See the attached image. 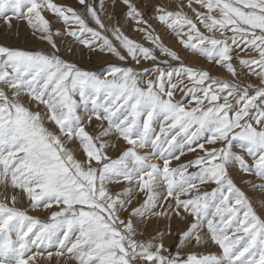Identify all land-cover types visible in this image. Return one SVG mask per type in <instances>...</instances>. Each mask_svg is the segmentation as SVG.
Wrapping results in <instances>:
<instances>
[{
	"label": "snow or ice",
	"instance_id": "6c2138e0",
	"mask_svg": "<svg viewBox=\"0 0 264 264\" xmlns=\"http://www.w3.org/2000/svg\"><path fill=\"white\" fill-rule=\"evenodd\" d=\"M121 3L126 7L125 19L134 22L150 46L127 36L118 21L109 28L87 0L79 4L98 29L88 26L84 14L53 0H0V20L5 25L11 28L14 19L25 21L55 50L46 54L0 45V84L4 85L0 88V186L4 188L0 264H35L42 250L51 259L52 248L56 257L75 264H264V221L228 174V167L236 164L262 181L252 184L254 189H264V0H178L177 10L153 6V18L175 33L184 49L222 66L231 80L184 63L140 7L132 0ZM185 6L194 18L183 11ZM44 10L78 28L54 33ZM54 35L72 37L84 48L97 46L120 61H152L156 75L141 80V73L132 67L115 65L102 76L84 71L57 54ZM235 49L251 53L236 60L258 84L240 80L242 71L233 63ZM76 94L79 102L73 98ZM161 116L170 123L153 138L151 123ZM93 118L100 122L94 133L86 130ZM46 121L57 131L49 129ZM175 129L179 131L168 139ZM113 136L127 145L116 159L107 154L110 146L115 147ZM193 143L204 155L170 167L172 159H180L175 155L177 147L183 155L185 149L195 151ZM218 143L219 148H205ZM234 146L240 152L233 151ZM145 148L151 151H138ZM153 158L161 160L162 167ZM193 165L199 171L187 173ZM193 181L214 182L217 187L182 199L197 190ZM121 182L126 186L114 193L110 185ZM20 193L33 210L55 207L51 222L42 223L17 207ZM137 193L145 199L131 207ZM217 193L222 200L213 216L220 219H208L207 230L222 254L190 252L185 258L180 245L204 241L199 229L207 218L208 201ZM123 213L128 215L122 218ZM182 213L193 221L180 232L175 254L162 240L137 239L152 219L182 217ZM237 222L233 235H226Z\"/></svg>",
	"mask_w": 264,
	"mask_h": 264
},
{
	"label": "rangeland",
	"instance_id": "374dc122",
	"mask_svg": "<svg viewBox=\"0 0 264 264\" xmlns=\"http://www.w3.org/2000/svg\"><path fill=\"white\" fill-rule=\"evenodd\" d=\"M88 3L94 4L96 7L97 12L104 20L106 25L111 28L116 26L117 21L119 22V27L121 30L130 38L135 39L136 41L144 44L145 46H150L148 41H146L143 37V34L135 30L134 22L125 19L126 7L121 3V0H87ZM141 10L145 13V18L149 20V23L152 27L156 30L162 39L163 42L176 50L184 63L194 66L196 68L205 69L207 70L212 76L228 79L231 80L232 77L226 72V70L219 65H216L214 62H209L207 58L201 57L199 55L193 54L191 51H188L183 48V46L179 43L177 36L175 33L170 31L165 25L161 24L158 20L153 18V6L156 4H162L167 7L169 10H177V2L178 0H132ZM53 3L65 6V7H72L77 12L84 14L85 19L88 23L89 27L97 28L98 26L95 22L88 16L85 12V9L82 5L79 4V0H53ZM195 6V5H194ZM200 11H204V9H199ZM183 11L194 18V14L185 6ZM45 18L50 22V27L52 28L53 32L59 29L63 32V29L66 27L78 28V25L75 23H70L69 25H65L62 20H60L54 13L44 10L42 13ZM109 18H111V23H109ZM12 27L9 28L7 25L4 24L2 20H0V45H6L13 48H19L22 50L27 51H36L40 50L45 52L46 54H51L55 50L51 48V46L41 39H39L40 33H35L34 30L28 26L25 21L22 20H13ZM200 31L205 32L202 26L198 24ZM184 31L186 32L187 29L185 28ZM205 34H208L205 32ZM109 38L112 39L111 33H108ZM219 36V33L216 34ZM226 35H231V33H226ZM88 38V37H85ZM186 38V37H185ZM54 39L56 40L57 47L59 48V52L57 53L63 59L67 60L70 63L75 64L77 67L84 71L94 72L98 76H102L111 66H120V67H132L135 71L141 73L140 79L147 80L152 79L156 73L152 71L153 62L152 61H145L141 60L139 64H136L134 61L129 58L127 61H120L115 56L107 53V52H100L97 46H94L92 49L84 48L80 45L74 38L69 37L67 35H60L55 36ZM69 48L72 49L69 52ZM251 53H245L239 51V49H235L232 53L234 59L233 63L237 65L238 71H242L240 76V80L245 83L251 84H258L259 81L247 74V69L241 70L238 65V61L236 57L238 56H246L250 55ZM157 56L159 57L160 54L157 52ZM161 59H163L161 57ZM173 66H178V62L169 61ZM147 72L145 73V70ZM143 86V85H141ZM186 86H190L187 85ZM0 88H4V85L0 84ZM75 100L79 102V95L76 94L73 97ZM181 98V94L179 92L176 93L175 99L179 100ZM27 99L26 97L24 98ZM190 99V97H189ZM187 106V101H185ZM30 107L35 108V105H30ZM91 104L89 103V108ZM40 111L43 112V106H40ZM46 126L54 131H57L55 125L49 122H45ZM100 122L96 121L93 118L92 124L90 127L86 126V130L89 132H96L98 131V125ZM105 126L107 122H104ZM170 122L164 121L163 117L154 118L151 127L153 130V138L155 134L160 133L161 127L167 126ZM179 129H175L168 134V139H171L173 135ZM183 135V134H181ZM179 140L180 137H177ZM117 141V142H116ZM183 142V141H181ZM203 143V140L199 141ZM111 143L115 145V147H109L107 149V154L112 158L116 159L120 155V153L127 147L126 143L115 136L112 137ZM116 145H118L116 147ZM221 144L209 145L205 144V148L211 147H221ZM193 148L195 151L189 152L185 149L184 154H180V150L177 147L175 150V155L180 156L179 160L172 159L170 163V167H178L180 165L189 164V162L196 160L198 157L203 156L204 152L199 148H196V144L193 143ZM121 148V149H120ZM235 152H240L238 147H233L232 149ZM141 153L145 151H151L150 148L145 149H138ZM80 154V155H79ZM79 158H82V153H77ZM245 160L251 163V158L245 155ZM158 163L162 167V161L153 158V161ZM199 171V166H189L186 169L187 173H194ZM228 174L236 186L245 193L246 197L248 198L249 202L251 203L253 210L255 211L256 215L260 217L262 221H264V189L260 188H253L252 184H259L262 183L254 174H245L244 172L239 170L238 165L232 164L228 167ZM247 181V182H245ZM193 183L197 184V190L189 193L187 197H181L182 199L192 198L196 195H202L205 192L211 193L217 185L214 182H207L204 184H199L198 181H193ZM126 186L123 182L121 183H113L110 185V189L115 192H120L122 187ZM161 190L166 191V188L163 184H161ZM4 192L3 186H0V194ZM227 194V193H226ZM0 199H3V196L0 195ZM145 196L143 193H137L136 199L133 201V205L131 207L138 206L140 203L143 202ZM222 197H219V193H217V197H212L208 201V208L206 209L207 218L202 222V226L199 229L201 232L204 241L199 244H184L180 245V238L179 234L181 231L186 230L188 224L193 221V217L189 214H183L182 217H175L172 216L171 219L161 217V218H154L150 221L146 228L140 229L143 232V235H138L137 239L143 240H153L154 243L163 241L165 247L169 250V253L175 254L178 250L177 245H180L179 250L181 254L186 258L188 253H195L197 255H221L222 250L219 248L218 245L214 244L210 239V233L207 230V220L214 219L219 221L220 217H214L213 214L216 211V207L221 204ZM26 203V204H25ZM172 205L174 206V200L172 201ZM17 207L27 210V214L39 219L42 223H50L49 217L51 215V211L57 210L55 207L51 211L45 210L42 207L39 209H31L29 207V202L27 197L20 193L18 195ZM24 206V207H23ZM130 211V208H129ZM182 211V210H181ZM128 213H123L122 218L127 216ZM240 218L243 219V212L239 213ZM239 227L238 222L233 223L225 233L226 235L232 236L235 232V229ZM240 234V233H237ZM14 238V237H13ZM53 252V256L51 259L48 258L47 250H42L39 255L35 257V264H75L74 261H70L67 257L59 258L56 257L55 252L56 249H50ZM33 252L36 251L35 248L32 249ZM168 253H165L167 255ZM31 255V252L29 253Z\"/></svg>",
	"mask_w": 264,
	"mask_h": 264
},
{
	"label": "bare ground",
	"instance_id": "6f19581e",
	"mask_svg": "<svg viewBox=\"0 0 264 264\" xmlns=\"http://www.w3.org/2000/svg\"><path fill=\"white\" fill-rule=\"evenodd\" d=\"M117 142V141H116ZM118 145H116V147H117ZM121 149V148H120ZM80 155V154H79ZM26 204V203H25ZM24 207V206H23Z\"/></svg>",
	"mask_w": 264,
	"mask_h": 264
}]
</instances>
